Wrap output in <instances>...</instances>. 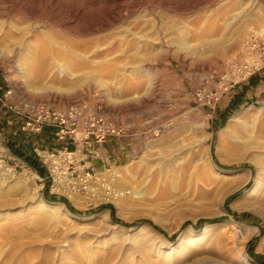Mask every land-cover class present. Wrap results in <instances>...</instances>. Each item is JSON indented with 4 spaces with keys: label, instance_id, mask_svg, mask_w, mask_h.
<instances>
[{
    "label": "rangeland",
    "instance_id": "rangeland-1",
    "mask_svg": "<svg viewBox=\"0 0 264 264\" xmlns=\"http://www.w3.org/2000/svg\"><path fill=\"white\" fill-rule=\"evenodd\" d=\"M253 35L264 39V0H0L10 101L81 100L130 128L111 138L125 148L110 201L50 193L21 162L0 172V264H264L258 193L230 207L257 176L264 189V88L237 103L236 86L220 88ZM4 104L7 144L19 120ZM247 169L225 212L218 195Z\"/></svg>",
    "mask_w": 264,
    "mask_h": 264
},
{
    "label": "built area",
    "instance_id": "built-area-1",
    "mask_svg": "<svg viewBox=\"0 0 264 264\" xmlns=\"http://www.w3.org/2000/svg\"><path fill=\"white\" fill-rule=\"evenodd\" d=\"M247 45L244 58L231 61L220 77V88L226 84L223 91L246 81L264 68V39L253 35ZM11 97V90L6 91L0 97V104L5 105L6 101L9 111L18 118L16 132L40 134L50 129L57 142L52 147L36 145L33 149L38 163L44 168V174L37 173L43 188L50 193L98 197L106 201L119 196L114 187L117 177L114 173L118 171L104 156L103 147L112 137L121 138L128 134V125L107 113L92 110L87 102L81 100L58 107L43 100L22 99L13 103ZM7 123L15 124L16 121L13 122L9 116ZM124 148L121 145V149ZM19 162L39 172L9 143L0 140V172L16 169Z\"/></svg>",
    "mask_w": 264,
    "mask_h": 264
},
{
    "label": "crops",
    "instance_id": "crops-1",
    "mask_svg": "<svg viewBox=\"0 0 264 264\" xmlns=\"http://www.w3.org/2000/svg\"><path fill=\"white\" fill-rule=\"evenodd\" d=\"M233 93H236L237 96L233 97V102H241L244 100V98L249 97L250 94L256 93L258 90L261 91L262 88H264V68L260 70L256 75L251 78L247 82H243L241 84L236 85L234 87ZM6 93V88L3 85V82L1 80V73H0V97L4 96ZM3 105H0V128L3 130L12 129L15 124L11 126H7L5 123V119L2 117V113L6 112ZM21 133V132H20ZM13 135L17 136H11L12 138L8 141L12 148L16 151V153L21 156L23 159L29 161H36V156L34 154V147L36 145H40L43 147H52L53 145L57 144L55 137L50 129H45L42 133L38 134L39 137L34 138H23L20 136L16 131L13 132ZM113 140H108L103 147V153L106 158H108L111 162H121L123 160V151L120 149L116 150V147L113 145ZM122 155V156H121ZM38 164V168L42 169L44 171V168L41 166V164ZM37 170V169H36Z\"/></svg>",
    "mask_w": 264,
    "mask_h": 264
},
{
    "label": "bare ground",
    "instance_id": "bare-ground-1",
    "mask_svg": "<svg viewBox=\"0 0 264 264\" xmlns=\"http://www.w3.org/2000/svg\"><path fill=\"white\" fill-rule=\"evenodd\" d=\"M248 41L247 40L245 43H244V54L245 52L248 50V47L249 45L248 44ZM240 116V113H237L235 115H233L228 121L227 123L225 124V126L223 128H221L220 130V135L223 133V132H226L232 125L236 124V120L239 118ZM216 168H218L220 171H224L225 173H232L233 171L231 170H225V169H222V168H219L217 166H215ZM247 172H248V177L246 179V181L240 185H238L236 188L232 189V190H224L222 191L219 195H218V200H219V204L220 206L223 207V209L225 210L226 212V207H225V200L226 198L234 193L235 191L239 190L241 187H243L251 178L252 176V172H251V169H247ZM260 172V171H259ZM260 177H256L255 180H254V184L248 188L247 190L244 191V193L239 196L238 198H236L235 200L231 201L230 202V207L234 210H240L243 206V204H247L248 201H249V198L255 194V193H258V195L256 196L257 199L255 201V205H257L260 209H261V213L264 214V189L263 191L260 192L259 190V185H260V180H259ZM39 202H41L40 204H46L47 206H50V205H56L46 199H44L43 197H39ZM57 208V207H56ZM212 224H207L206 227L208 226H211ZM240 262L242 264H257L255 261H253L251 258H249V256L247 255H243L242 257V260H240ZM230 264H238V261H234V262H231Z\"/></svg>",
    "mask_w": 264,
    "mask_h": 264
},
{
    "label": "trees",
    "instance_id": "trees-1",
    "mask_svg": "<svg viewBox=\"0 0 264 264\" xmlns=\"http://www.w3.org/2000/svg\"><path fill=\"white\" fill-rule=\"evenodd\" d=\"M33 167H35L38 171H39V173L40 174H44V171L42 170V169H39L38 168V164H37V162H35V161H32V160H29L28 161ZM45 197L47 198V199H51V197H54V198H60L62 201H64V202H68V200H67V198H65V197H63V196H57V195H48V194H46L45 195ZM149 223H151V224H153V222H151V221H149ZM153 225H155V224H153ZM155 227H157V225H155ZM158 228V227H157Z\"/></svg>",
    "mask_w": 264,
    "mask_h": 264
}]
</instances>
